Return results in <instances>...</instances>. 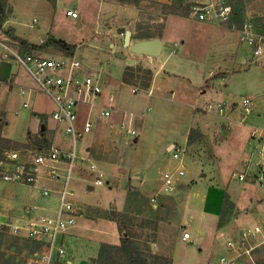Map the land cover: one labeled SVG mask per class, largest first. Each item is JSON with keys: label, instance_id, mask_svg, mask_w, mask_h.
I'll return each mask as SVG.
<instances>
[{"label": "rangeland", "instance_id": "rangeland-1", "mask_svg": "<svg viewBox=\"0 0 264 264\" xmlns=\"http://www.w3.org/2000/svg\"><path fill=\"white\" fill-rule=\"evenodd\" d=\"M179 1L182 3L179 4ZM196 1L199 0H58L56 4L55 0H8L11 7L8 27L17 34L34 40H46L52 36L77 45L74 51L50 46L30 53L36 56L59 53L47 57L74 54L75 58L90 69L91 75L101 79L104 106L113 105L116 110L133 114L134 123L138 127L142 122L145 124L139 143L131 142V139L128 143L119 140L127 133L113 127L101 133L99 139L96 138L99 143L97 145L102 148L101 151L96 149L100 152L94 155L95 160H91L108 175L109 181L106 179L104 185H94L87 172L83 174L85 181L81 183L75 184L72 179L74 200L81 208L83 217L79 218L77 226L67 236L69 264H97L99 250L104 243L120 245L118 226L107 218L112 210L130 216L124 222L130 226L129 230H132L136 239L135 247L140 252L149 259L154 256L169 258L171 264H219L225 248V237L221 233L228 232L231 227H234L231 231L237 232V225H240L243 215L249 211V206L254 208L250 213H259L256 205L250 204L249 197L253 188L261 186L241 182L234 174L242 169L250 145L248 129L237 124L240 119L238 103L243 97H250L256 105L264 97V0H229L233 10H236L232 29L237 30L240 37L235 34L224 42L218 34L200 38L201 56L203 59L209 57L207 70H213L215 67L212 65L216 62L218 66L211 75L205 76L206 85L203 90L206 91H202L205 95L204 102L202 100V108L193 113L180 107L178 97L171 99L169 95L165 100L158 101L154 97L149 98L144 89L134 93L133 85L123 82L126 67L133 65V55L130 52L127 57L120 58L111 49V44L116 42L122 31H131L133 41H137L134 38L136 34L164 33L170 16L179 20L190 19L189 14ZM172 3L181 5L178 8L179 15L168 13L164 7L165 4ZM69 8H77L82 16V26L67 14ZM99 8H104L102 15L98 13ZM245 25H251L255 34L252 46L241 40V30ZM177 27L180 25L172 27V37L176 36L179 29ZM46 34L48 37H44ZM259 46L263 48V52L255 54ZM176 52H179L177 44L173 49V53ZM167 53L166 48L165 54ZM238 56L246 58L247 62L242 63ZM1 59L10 60L5 57ZM149 64V59L141 61L142 66ZM14 65L21 66L18 62H14ZM21 68L27 75L24 67ZM137 84L142 86L140 82ZM15 89L17 88L10 91L18 102L13 113L18 118H13L14 121L30 111L22 110L23 97ZM112 95L114 100L110 102L109 97ZM224 101L230 105L224 115H219L215 109L207 111L209 103ZM44 104L51 105L52 102L47 98ZM100 110L99 108L91 117L93 124L110 119L98 121ZM233 111L239 112L236 117L230 115ZM0 120L7 121L1 114ZM188 125L192 130L191 142L185 138V128ZM238 130H242V133H237ZM68 137L66 135L71 143ZM168 137L173 138L176 146L183 149L182 162L186 174L178 180V185L171 194H162V174L175 169L179 162L172 158L166 143L161 141ZM92 140L93 134L80 139L79 151ZM0 149L3 155L8 150L2 146ZM132 167L138 168L134 170ZM136 180L143 182L144 186L141 183L133 186L132 182ZM5 183L0 179L1 214H4L3 207L8 208L5 196L11 197V192L14 191L10 183L7 186ZM55 184L60 185L48 182L46 186L54 188ZM38 193L35 189L33 195L43 203L57 195L52 193L50 197L44 198ZM156 195H159L158 201L152 204L150 197ZM226 195L230 199L228 203L225 202ZM233 198L238 203V208ZM229 203H233L234 208L229 209ZM225 205L230 211L222 220L221 213ZM43 213L48 214L49 211ZM19 218L15 221L18 222ZM248 220L247 222H252L250 218ZM208 223L210 227L205 229ZM185 232L192 234L190 241L183 239ZM6 233L15 235L11 231ZM7 242L13 240L2 244L0 253L14 255L17 262L20 259L26 262L22 261L20 264H39L31 259L40 258L44 247L32 254L28 253V249L19 253L15 248H8ZM247 258L251 262L244 264L258 263L253 261L254 257ZM259 261L264 263V248Z\"/></svg>", "mask_w": 264, "mask_h": 264}, {"label": "built area", "instance_id": "built-area-1", "mask_svg": "<svg viewBox=\"0 0 264 264\" xmlns=\"http://www.w3.org/2000/svg\"><path fill=\"white\" fill-rule=\"evenodd\" d=\"M234 10L229 0H199L192 6L189 17L198 21L224 23L231 19ZM67 14L77 21L80 15L77 10H67ZM125 33L119 38L111 49L115 53H126L120 41L124 40ZM241 40L253 45L255 34L251 25H245L241 30ZM263 52L259 49L255 54ZM5 57L21 64L27 75L35 83L38 90L48 96L55 103L52 117L64 126L65 134L71 139L67 149H61L52 144L45 150L34 148L8 149L0 160V179L10 184H22L39 191L41 197L48 198L52 193L57 194V206L48 214L38 212L37 206L28 207L22 217L11 219L0 213V226L10 227L15 235H23L38 241L45 242L44 251L40 258L31 259L39 264H50L59 259L70 263L68 259L67 233L77 226L82 210L74 200L75 192L71 181L79 163L88 165V175L93 179L94 185H104L108 175L99 168L88 156L82 155L78 149V142L93 131V122L88 118L78 126V110L82 104L94 107L97 99L103 92L101 82L90 72L84 71L85 65L74 56L47 57L36 56L30 52L22 53L19 43L12 39L4 29H0V58ZM31 90V89H30ZM143 90L139 84L133 85L132 91L138 93ZM29 89L22 88L21 95L26 97ZM114 96L109 97L112 102ZM24 107H30L28 99L23 101ZM230 107L227 102L209 103L207 111L216 110L219 115ZM241 123H246L255 114L256 105L250 97H243L239 103ZM113 105L103 106L98 121L111 117ZM264 121V114L261 115ZM133 114H126V120L118 126L127 135H136L133 128ZM250 151L242 169L234 174L241 182H251L264 187V125L255 126L250 133ZM168 152L178 162L175 169L166 171L161 176V193L171 194L177 187L178 180L185 176L186 170L182 162L183 149L173 144ZM87 151V148H85ZM44 181L59 183L57 187L50 188ZM109 181V180H108ZM159 195L151 196L150 201L156 204ZM48 210V209H47ZM225 237L226 252L219 258V264H237L240 257H252L255 250L264 244V217L252 226L243 228L239 234L233 236L221 233ZM183 239L190 241L192 234L185 232Z\"/></svg>", "mask_w": 264, "mask_h": 264}, {"label": "crops", "instance_id": "crops-1", "mask_svg": "<svg viewBox=\"0 0 264 264\" xmlns=\"http://www.w3.org/2000/svg\"><path fill=\"white\" fill-rule=\"evenodd\" d=\"M56 4L58 3V0H55ZM10 7V5H9ZM11 8V7H10ZM77 10V8H69ZM78 11V10H77ZM104 11V8L98 10V13L102 15L101 13ZM180 14V13H179ZM177 14V15H179ZM80 15V21L82 26V16ZM175 15V14H174ZM233 16L227 23L223 24H213L211 22H204V21H198L195 19H184L179 20L176 19L175 16H170L167 19L166 23V29L163 33V50L162 54L157 58H151L148 56L143 55H136L133 53H130V51L125 53V57L128 56V53L133 55V62L132 66L141 65V61L143 59H149V66H151L155 73L153 75V78L150 83V87L147 89H144V91L147 92L149 98H156L158 101L165 100L167 96L170 95L171 99L172 97L177 99V103L180 105V107H183L184 109H188L190 112H195L194 110L201 109L202 100L205 98L202 91L205 87V76L211 75L212 72L215 71V68H217L218 63L212 65L213 70H207V66L209 64V57L204 58L201 56L202 51V44H201V37H211L213 34H218L220 36V39H222V42L225 40H228L229 38H232L235 34H237L240 37V34L237 30L232 29L234 23H233ZM77 21V23H78ZM8 20L5 22L4 27L8 29ZM175 24H179L180 27L178 29V32L176 33V36H171V29ZM16 36L25 39L29 43L40 45L45 40H34V39H28L20 34H17V32H14ZM48 37V34L46 36ZM175 44H177L179 48V52L173 53V49H175ZM167 48L168 53L165 54V49ZM59 53H48L46 56H52V55H58ZM71 54V53H70ZM74 56V54L70 55ZM170 57H172L170 59ZM231 60V59H230ZM237 60V59H235ZM238 60H242V63H246V58L243 59V57L238 56ZM173 63H170V62ZM232 61V60H231ZM13 60H3L0 58V114L2 116H5L7 120V124L3 127L2 135L3 137L12 140L13 142L17 143V147L15 149H23V148H34L35 150H45L50 144H54L58 146L61 149H67L70 147L71 144L67 146L68 142L65 134L64 126L59 124L56 120L52 118V113L55 110V103L52 99H50L48 96H46L44 93L38 90L37 86L34 82L26 75L21 66L16 67L14 65ZM84 71L86 73L90 72V69L85 66ZM99 79V78H98ZM101 82V79H99ZM127 84V83H126ZM129 85V84H127ZM20 91L19 96L21 95V89L26 88L29 89L26 95V99L30 102V107H24L23 106V98H22V110H30L27 111V114L21 116L19 120L14 121L13 118H16V115H14V108L17 106L18 102L16 99L13 98V94H11L10 91ZM31 89V90H30ZM24 98V99H25ZM50 99L52 104H44V101L46 99ZM155 100V99H153ZM41 101V102H40ZM204 102V100H203ZM104 103V95L101 93V95L97 99V104L94 107H90L89 105L82 104L79 106V118H78V126L81 127L88 118H91L95 113H97L98 109L103 108ZM149 109V108H148ZM101 111V110H100ZM240 112V111H239ZM238 111H233L230 115L232 117H236V115L239 113ZM16 113L19 115V112L16 111ZM240 114V113H239ZM264 114V97L261 101H258L256 103V111L255 114L252 115L249 118V122L246 123H239L238 125L243 126L242 128H247L249 132V138L250 133L252 129L255 126H263L264 121L261 115ZM97 117V116H96ZM18 118V117H17ZM16 118V119H17ZM135 118V117H134ZM126 120V112H122L121 110H116L114 107L112 111V115L110 119L104 122H95L93 126V131L91 134H93V142H91L89 145L85 146L82 150H80V154L88 156L90 159H94V155H98L97 152H100L102 148L97 142V139L100 138L101 133L107 132L111 127L118 130V126H120L121 122ZM108 126V127H107ZM45 127L47 129L46 137H37L39 138V142L36 144H31L29 142V135L32 136H38L41 129ZM133 128L136 129L137 134L127 135L124 134L123 137L119 138V140H122L123 142H131L135 141L136 143H139L140 136L142 135V131H144L145 124L144 122L140 123V126L138 127L135 125L133 120ZM120 131V130H119ZM191 129L189 128V125L185 128V135L186 140H189V134ZM242 133V130H238L237 133ZM17 135H19L17 137ZM69 138V137H68ZM97 138V139H96ZM128 139V140H126ZM126 140V141H125ZM161 141H164L166 143V148L169 146L175 144L174 139L171 137H168V139H162ZM247 142V141H246ZM249 142V140H248ZM27 144H31L32 146L27 147ZM249 149L247 152V157L251 148V145H248ZM87 148V151L85 150ZM96 149L100 151H96ZM96 152V153H95ZM246 157V159H247ZM244 159V160H246ZM132 164V162L130 161ZM106 165V164H103ZM130 165V164H129ZM243 166V165H242ZM88 165L86 163H79L77 170L74 175V183L78 184L83 181H85L83 174L86 172L88 173ZM134 170L138 167H132ZM88 177H90L88 175ZM49 181H44L45 184H47ZM121 182V181H120ZM141 183V186L143 182ZM250 184H253L256 186V184L249 182ZM9 183H5V186H7ZM12 189L14 190L13 193L11 192V197L9 195H6L5 197L8 199L6 200V204H8L7 207H3L2 209L4 211V215L8 216L10 218V215L12 216L11 219H17L19 217H22L24 210L28 207L37 206L39 208L38 212L42 213L43 211H49L51 212L53 208L57 206V195L50 198L49 202H39L38 198L34 197L35 189L22 184H10ZM54 187H57L58 185H53ZM7 188V187H5ZM15 192V193H14ZM39 194V193H38ZM231 196V195H230ZM5 198V199H6ZM234 199V198H233ZM235 200V199H234ZM250 204L256 205V211L259 213H250V211L254 208H250L249 211L246 212L243 215L242 222L240 225H237V232L231 231L234 227H231L228 232H222V233H229L233 236L239 234V232L242 230L243 226H252L257 221H259L262 217H264V187H255L250 192ZM236 202V200H235ZM248 203V202H247ZM244 203V204H247ZM236 206L238 208V203L236 202ZM48 209V210H47ZM214 219L215 217L211 215ZM250 218V221L248 219ZM249 223V224H248ZM210 227V224L205 227ZM242 227V228H241ZM204 229L205 234H207L206 230ZM72 230V229H71ZM71 230L69 232H71ZM69 232L67 233V236H69ZM264 245V244H263ZM263 245L258 247L254 252V262H258L256 264H264L262 261L260 262L261 255L263 253ZM226 247L224 248V252H226ZM251 262L246 256L240 257L237 261V264H244ZM251 264V263H249ZM254 264V263H253Z\"/></svg>", "mask_w": 264, "mask_h": 264}, {"label": "trees", "instance_id": "trees-1", "mask_svg": "<svg viewBox=\"0 0 264 264\" xmlns=\"http://www.w3.org/2000/svg\"><path fill=\"white\" fill-rule=\"evenodd\" d=\"M120 2H128L130 0H119ZM242 1V0H240ZM182 2L179 1V4ZM172 3V4H165L164 7L167 9V12L170 14H179V7L181 5ZM236 11V10H235ZM234 11V12H235ZM11 12V9L8 5V0H0V29H4L6 33L14 40H16L20 45V51L22 53L31 52V51H41L44 49L49 48L50 46L56 47L58 49H62L64 51H74L77 47L75 44H70L62 39H58L55 37H48L42 44H32L15 35L14 31L11 28L6 29L4 27L5 22L8 19V13ZM186 13V12H185ZM188 14V13H186ZM124 32V31H122ZM161 38L163 37V32L160 31L157 35L152 34H143L138 36L137 34L134 35L136 40H143V39H152V38ZM155 71L152 67L149 66H142L136 65L132 66L129 65L126 67L124 75H123V82L131 85H136L137 83H141L143 89H147L150 87L151 80L153 78ZM7 124V121L0 120V146L5 149H10L12 146L17 147V143L13 142L10 139L3 137L2 130L3 127ZM47 134V129L43 127L39 132L38 136L29 135V141L32 142L31 144H36L39 142V138H45ZM192 139V130L189 134V142ZM31 144H27L26 146H32ZM33 144V145H34ZM3 158L2 150L0 149V160ZM229 196H225V202H229ZM229 209L234 208L233 203H229ZM228 206H224L222 208L221 219L224 220L226 216H228L229 210ZM129 215L125 213H121L116 210L110 211L108 215V219L114 221L120 233V245L114 246L111 244L104 243L98 254V260L96 261L97 264H171V260L169 258H162V257H153L149 259L147 255L140 252L135 247V237L132 235V230H129L128 224L124 222L125 218H129ZM126 230H128L126 232ZM6 231H10V227L6 225L0 226V247L6 241L13 240V242H7L8 248H15L17 252L21 253L28 249V253L32 254L36 251L45 247V242L38 241L23 235H10L6 233ZM16 257L14 255H6V253H0V264H20L23 260L16 261ZM120 260H123L121 262ZM25 262V261H23ZM26 263V262H25ZM50 264H69L68 262L61 261L59 259L53 260Z\"/></svg>", "mask_w": 264, "mask_h": 264}, {"label": "water", "instance_id": "water-1", "mask_svg": "<svg viewBox=\"0 0 264 264\" xmlns=\"http://www.w3.org/2000/svg\"><path fill=\"white\" fill-rule=\"evenodd\" d=\"M78 25L81 26V22L78 21ZM46 36V35H45ZM120 43L129 51L136 55H143L148 57H159L163 50V40L161 38L143 39L133 41V33L131 31H126L124 40ZM120 58H125L124 53H116ZM133 186H139V181H133Z\"/></svg>", "mask_w": 264, "mask_h": 264}]
</instances>
